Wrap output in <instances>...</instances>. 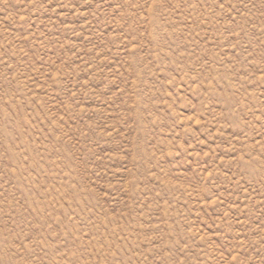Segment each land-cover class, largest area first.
Segmentation results:
<instances>
[{"label": "rangeland", "instance_id": "obj_1", "mask_svg": "<svg viewBox=\"0 0 264 264\" xmlns=\"http://www.w3.org/2000/svg\"><path fill=\"white\" fill-rule=\"evenodd\" d=\"M0 264H264V0H0Z\"/></svg>", "mask_w": 264, "mask_h": 264}]
</instances>
